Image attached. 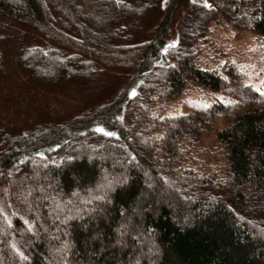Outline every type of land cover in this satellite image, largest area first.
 Here are the masks:
<instances>
[{"label":"trees","instance_id":"trees-1","mask_svg":"<svg viewBox=\"0 0 264 264\" xmlns=\"http://www.w3.org/2000/svg\"><path fill=\"white\" fill-rule=\"evenodd\" d=\"M182 1L0 0V17L24 22L54 44L26 55L38 84L84 83L100 70L131 76L93 108L4 135L0 184L13 166L22 168L31 221L8 219L0 208V264H264V105L231 110L217 102L164 117L161 133L137 144L126 124L148 111L141 98L130 103L146 80L150 98H172L187 82L223 87L220 71L203 68L190 52L162 61ZM193 12L201 28L221 13L236 28L264 36V0H203ZM219 111L222 170L196 168L191 145ZM51 198L61 210L48 205ZM143 236L148 240L140 243Z\"/></svg>","mask_w":264,"mask_h":264},{"label":"rangeland","instance_id":"rangeland-1","mask_svg":"<svg viewBox=\"0 0 264 264\" xmlns=\"http://www.w3.org/2000/svg\"><path fill=\"white\" fill-rule=\"evenodd\" d=\"M202 2L183 0L178 5L169 24L161 58L166 63L174 61L181 53L190 52L203 68L220 71L224 78L223 87L213 89L187 82L181 93L164 99L157 94L150 98L148 81L142 82L133 91L130 103L141 98L148 111L134 116V122L130 121V116L125 120L126 124H130V136L136 144L152 134H160V120L164 117L207 111L214 108L217 102L226 104L231 110L259 103L264 105V36L250 29L236 28L221 13L201 28L195 16L191 18L190 15ZM7 20L0 17V146L5 134L16 135L38 124L64 121L112 98L131 77L126 73L100 70L84 83L66 80L55 86L38 84L25 66L26 55L34 47L48 48L54 44L28 24ZM150 20L149 17L143 21L142 35L147 31ZM158 66L155 64V69ZM210 122L200 134V142L191 145L194 148L192 161L196 163V168L211 167L220 172L225 155L216 138V129L225 123L224 113L217 112ZM153 151L150 157L154 156ZM163 165L160 162L158 168ZM147 177L150 184L155 185L153 179ZM171 183L176 185L174 181ZM103 190L106 193L108 189L105 187ZM29 193L27 174L20 166H13L8 182L0 184V208L8 219L17 214L26 223L31 221ZM105 196L101 198L105 199ZM55 202L51 198L48 205H54V211L61 210V204ZM74 207H77L76 204ZM79 213L78 209L76 214ZM55 217L58 219L57 215ZM145 240L148 238L140 237V243ZM146 247L153 248L149 244Z\"/></svg>","mask_w":264,"mask_h":264},{"label":"snow or ice","instance_id":"snow-or-ice-1","mask_svg":"<svg viewBox=\"0 0 264 264\" xmlns=\"http://www.w3.org/2000/svg\"><path fill=\"white\" fill-rule=\"evenodd\" d=\"M257 91H261L260 89H257ZM134 94V93H133ZM205 107H207L208 105H204ZM98 131H101V132H103L104 131V129L103 128H98L97 129ZM108 135H115V133H112V132H109V133H107Z\"/></svg>","mask_w":264,"mask_h":264}]
</instances>
